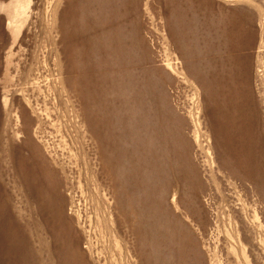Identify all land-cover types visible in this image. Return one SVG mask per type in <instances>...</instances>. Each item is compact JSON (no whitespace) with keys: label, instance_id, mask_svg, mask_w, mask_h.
<instances>
[{"label":"rangeland","instance_id":"1","mask_svg":"<svg viewBox=\"0 0 264 264\" xmlns=\"http://www.w3.org/2000/svg\"><path fill=\"white\" fill-rule=\"evenodd\" d=\"M219 109L264 159V0H0V264H264Z\"/></svg>","mask_w":264,"mask_h":264},{"label":"bare ground","instance_id":"2","mask_svg":"<svg viewBox=\"0 0 264 264\" xmlns=\"http://www.w3.org/2000/svg\"><path fill=\"white\" fill-rule=\"evenodd\" d=\"M217 112H218V114H217V120L220 119V118L222 119V115L223 114H221L220 109L217 110ZM225 117H226V115H225ZM224 119H226V118H224ZM226 120H228V117H227ZM228 122H230V123H228V124H230V126H227V125L225 126V123L224 122H220V126H218L219 127L218 133H217L218 135L215 133V135H217L218 138H219V140H217V141H219L218 143H217V141L215 139V141L217 143V144L215 143V145H216L215 149H216V152H217L216 154H217L218 165H220V167L221 166L222 167H225V168L227 167L228 169H229V167H231L230 168V169H232L231 174H233L234 177L239 182L240 181L246 182V184H247L248 187H244V188H245L246 192L247 193H250L251 194L250 196H252L255 199V203L258 202V203L263 204V206H264V163H263V160L264 159H262L263 153H261V150H262L261 143L258 140H257L258 141V144L256 143V141L249 142V139H251V138L253 139V137H251L249 139H247V138H239L240 141L236 140L237 137H236V139H234L235 136H238V135H240V137H244V136H247L248 137L249 136V131L251 130V133H252V130L254 129L255 126H256L255 128H257V125L258 124L256 123V120H254V124L253 125L251 124L252 126L251 125L248 126V124L247 125L244 124L243 125L244 126V129L243 130H239L238 131L239 134L236 132L237 135L236 134L234 135V133H235V131H234L235 129L234 128H236V126H235V124L231 125L232 121H230V119H229ZM252 123H253V121H252ZM241 124H239V125L242 127ZM225 127L230 128V131L231 132L228 131V134H230L231 136L230 135L229 136L228 135L225 136L226 133H224V132L225 131L227 132V130H226ZM236 130H237V128H236ZM233 131H234V133H232ZM229 137H231V138L229 139ZM232 137H234V138H232ZM111 146H112V144H111ZM228 169H227V172H229ZM42 181H43V179H42ZM238 181H236V182H238ZM45 184L47 185L46 182H45ZM240 187L241 186H239L238 188L240 189ZM172 199H174V198H172ZM192 199L195 201L196 200V195L193 194L192 195ZM50 200H51V198H50ZM175 200L176 199H174L173 201L177 205L178 203ZM53 202H55V201H53ZM252 212H253V210H252ZM175 228L176 227L170 226V232L173 233L174 236H177L178 235L180 237V233L182 231L179 230V228H176V229ZM64 236H66V235H64ZM177 239H179V238H177Z\"/></svg>","mask_w":264,"mask_h":264},{"label":"crops","instance_id":"3","mask_svg":"<svg viewBox=\"0 0 264 264\" xmlns=\"http://www.w3.org/2000/svg\"><path fill=\"white\" fill-rule=\"evenodd\" d=\"M202 78H204V77H202ZM204 79L207 80L206 78H204ZM228 115H229V113H228ZM222 116H225V114H223ZM227 117H228V120L230 119V121H231V119H232V120H236V119H235V117H236L235 115H234V116L231 115V117L226 115L225 118L227 119ZM228 120H227V121H228Z\"/></svg>","mask_w":264,"mask_h":264}]
</instances>
